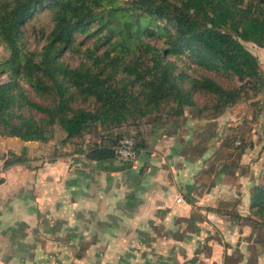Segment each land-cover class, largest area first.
<instances>
[{
	"label": "rangeland",
	"instance_id": "obj_1",
	"mask_svg": "<svg viewBox=\"0 0 264 264\" xmlns=\"http://www.w3.org/2000/svg\"><path fill=\"white\" fill-rule=\"evenodd\" d=\"M131 2L120 0L121 5ZM47 6L38 7L20 25L18 46L36 61L54 27V13ZM95 31L97 24L90 32L77 33L60 62L71 68L91 65L86 54L97 45ZM165 39L145 38L157 47H164ZM245 45L258 56L264 73V47ZM105 50L102 44L96 54ZM10 52L0 39V64ZM183 68L192 78L242 88L241 99L217 114L215 96L196 90L194 104L181 115L169 102L113 128L112 137L133 139L137 155L132 159L116 156L112 164L89 160L91 148L108 143L101 129L67 140L55 125L48 141H24L3 135L0 124V139H12L0 143V264H226L229 251L230 264H236L241 254L251 256L255 241L264 242V218L251 207L250 187L240 193L234 187L215 189L223 164L230 163L234 172L238 165L243 171L251 164V177L259 172L263 177L264 86L201 67L189 52L179 61L178 71ZM121 75L135 76L126 71ZM9 80V72L0 66V83ZM19 84L32 101L52 102L48 94L36 93L30 81L22 78ZM73 105L92 107V101ZM24 113L43 117L36 109ZM204 115L208 121L199 126L198 117ZM175 128H180L176 141ZM139 141L144 146L140 150ZM217 148L220 152L213 153ZM207 149L211 152L202 161L199 156ZM243 182L250 185L248 177Z\"/></svg>",
	"mask_w": 264,
	"mask_h": 264
},
{
	"label": "trees",
	"instance_id": "obj_2",
	"mask_svg": "<svg viewBox=\"0 0 264 264\" xmlns=\"http://www.w3.org/2000/svg\"><path fill=\"white\" fill-rule=\"evenodd\" d=\"M46 4L54 13V27L41 60L36 61L18 46L20 25ZM94 24L97 45L86 54L93 63L78 68L61 63L60 55L72 47L75 35L90 32ZM157 32L166 37L164 47L145 40L159 37ZM0 39L11 51L0 64L10 78L0 83L3 135L48 141L58 125L65 139L72 140L101 129L107 132L108 143L96 145L86 156L105 164H112L114 146L121 141L111 136L113 128L169 102L181 115L185 105L194 104L196 90L215 96L212 107L219 110L217 114L241 99L242 88L226 89L211 78H192L184 68L178 71L188 52L201 67L264 86L258 56L245 45L253 42L264 47V0H133L129 5H121L120 0H5L0 6ZM102 44L106 50L97 55ZM124 71L135 76L129 79L121 75ZM22 78L52 102L32 101L19 84ZM186 80L190 85H184ZM76 100H90L92 107H75ZM26 108L38 110L43 117L37 120L25 114ZM136 146L144 147L142 141ZM262 180L254 189L251 207L264 218V173Z\"/></svg>",
	"mask_w": 264,
	"mask_h": 264
},
{
	"label": "crops",
	"instance_id": "obj_3",
	"mask_svg": "<svg viewBox=\"0 0 264 264\" xmlns=\"http://www.w3.org/2000/svg\"><path fill=\"white\" fill-rule=\"evenodd\" d=\"M262 50V54L264 55V48H261ZM192 105H186L185 107H190L191 108ZM198 120L200 121L199 122V126H201L202 124H204L205 122L208 121L207 117L204 115V116H200L198 117ZM177 131H180V128H175L173 130V136H174V140L176 141V133ZM175 133V134H174ZM10 140L12 139H9V138H3V139H0V143H3V145H7V143L10 142ZM207 153L211 152L209 151V149L205 150V152L203 154H201V156H199V159L201 158L202 161H205L207 159ZM216 153L218 154L220 151L219 149L217 148L215 151H213V153ZM197 158V157H196ZM230 165V163H227L226 165H222V168L220 169V171L222 172V175H221V179H219V183L217 181V184H216V190L218 191H222V189L224 187H227V188H231V187H234L235 189V192L236 193H240L244 187H250L249 189H251V192H249V195H248V198L251 199L252 198V195L254 193V189L256 188L257 185L260 184V181L262 180V178H260V173L259 174L255 173L256 175L251 177V168H254L253 165L251 164H248L247 165V169L243 170V171H240L242 168V166L238 165L236 166V170L235 172L234 171H230V167L228 168V166ZM225 166V167H224ZM218 177H220L218 175ZM245 177H248L249 180H250V185H245L244 186V182H243V178ZM235 192L233 193V195L235 194ZM263 225H264V222H263ZM264 234V230H263V233ZM256 243L255 244V247H251V256L249 254H241V258L240 260L236 263V264H264V242L261 243L260 241H255ZM261 245V247H260ZM255 251H254V250ZM229 250H232V249H229ZM228 255V259H227V262L226 264H230L232 263L233 261V256H232V251H229L227 253ZM232 256V261L229 260ZM222 264V263H220ZM224 264V263H223Z\"/></svg>",
	"mask_w": 264,
	"mask_h": 264
},
{
	"label": "built area",
	"instance_id": "obj_4",
	"mask_svg": "<svg viewBox=\"0 0 264 264\" xmlns=\"http://www.w3.org/2000/svg\"><path fill=\"white\" fill-rule=\"evenodd\" d=\"M116 156L124 159H132L137 155L135 143L131 138L122 139L117 147H115Z\"/></svg>",
	"mask_w": 264,
	"mask_h": 264
}]
</instances>
